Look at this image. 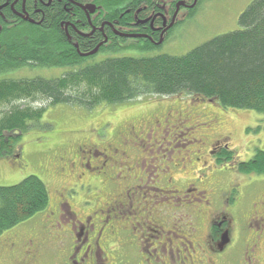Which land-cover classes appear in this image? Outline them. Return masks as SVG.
Wrapping results in <instances>:
<instances>
[{"label":"flooded vegetation","instance_id":"af4514ba","mask_svg":"<svg viewBox=\"0 0 264 264\" xmlns=\"http://www.w3.org/2000/svg\"><path fill=\"white\" fill-rule=\"evenodd\" d=\"M76 1L6 0L0 5V17L4 16L7 7L16 18L27 22L35 21L32 22L35 24L46 17L52 19L64 13L69 16V20H62L63 23L66 21V34L77 48L79 44L85 49L88 44H94V48L99 47V53L103 47H139L143 45V42L139 43L140 40H148L155 46L153 50L157 51L172 36L171 32L174 34L178 31L184 16L192 14L199 6V0H128L108 16L106 12L98 14L99 6L94 11H85L79 5L84 2ZM60 4L63 6V13ZM54 9L58 12L54 13ZM46 10L51 12L46 14ZM22 14L28 18H23ZM16 18L12 19L14 23H20ZM123 41L130 43L125 44ZM17 72L19 70H9L6 78L30 77ZM158 110L159 108L156 113ZM162 114L164 113H159V117L168 122L170 114H165L166 117ZM213 121L212 131L215 134L206 135L208 142L179 137L177 133H171L168 123L165 124L167 130L163 129L160 134V121L159 128L149 129L148 138L152 135L159 142L173 145L174 142L187 138L198 143L194 151L196 157L190 159L200 165L195 171L197 176L193 181L184 180V186L180 187L174 184V178L169 174L171 167L177 166L178 161L149 162L150 152L142 149L139 158L125 165V162H129L128 142L131 140L137 145L140 140L146 139L144 130L133 119H127L125 124L117 126V131L109 137L114 139L110 142L106 141L109 138L106 139L103 134L97 137L94 131L96 137L93 143L85 144L81 141L76 144V155L83 160L79 162L82 173L78 175L79 183L73 181L67 192L79 187L83 194L90 193L99 202L101 189L95 179L107 181L108 177L115 185V198L104 202L101 207L95 206L97 202L91 207L83 202L84 213H81L84 216L81 213L79 216L78 210H74L68 202L71 199L63 201L67 192L61 193L58 205L46 215L47 220L42 221L41 230L37 226L31 227L6 240L7 243L0 249V264H39L44 260L43 255L48 253L55 256L59 264H121L124 260L119 245L116 244L119 242L118 237L123 238V244L135 250L136 254L133 250L132 252L137 260L136 264H264V197L257 198L258 190L255 189V184L260 183L264 177L250 175L245 185L236 183V178L233 179L238 171L235 163L247 159H243L236 148L229 144L228 135L224 131H217L219 121L222 120L215 117ZM107 124L109 122L103 128ZM181 131L182 129L179 130ZM24 136L15 133L11 149L6 155L21 165L26 162L23 146L25 141L22 139ZM98 139L106 142L97 143ZM224 148L235 152L233 158L222 154ZM60 155L62 161L57 171L67 176L68 166L72 167L73 173L77 162H69L72 155L69 158L68 150L62 151ZM185 159V162H189L186 157ZM152 168L157 171L155 177L150 174ZM209 173L216 175V178L218 174H229L230 178L222 184L219 179H215L208 190L200 184L205 183ZM88 176L96 178L88 181ZM143 187L144 190L140 192ZM257 187L260 188L258 184ZM151 192L163 193L158 197L161 198L159 203L162 207L157 206L158 201L155 199H146L153 196L149 195ZM137 198L146 202L144 208H140L139 203L135 204ZM171 199H176L177 202L170 203ZM166 203L168 206L164 205ZM140 209L144 212L135 223L147 242L143 248L139 237L135 235V229L126 227V223L121 221L125 217L122 214ZM129 225L133 226V223ZM122 233L127 235L122 236Z\"/></svg>","mask_w":264,"mask_h":264},{"label":"trees","instance_id":"16d2710c","mask_svg":"<svg viewBox=\"0 0 264 264\" xmlns=\"http://www.w3.org/2000/svg\"><path fill=\"white\" fill-rule=\"evenodd\" d=\"M5 1L0 0V5ZM77 1H91L99 6L98 14L106 12L110 16L128 0ZM203 1L199 0V6ZM50 12L46 10V14ZM56 12L58 10L54 9ZM13 18L16 17L8 7L0 17V103L35 101L40 97L49 108L70 104L93 111L100 105L116 106L150 96H188L201 103H211L224 116L234 111H254L264 116V0H252L247 5L239 15L237 29L216 35L184 54L154 51L155 46L148 40H140L143 45L130 48L141 56H117L121 47L113 45L101 48L100 52L108 56L96 60L95 55L80 54L93 50L94 44H88L87 49L79 44L77 48L66 34V21L62 20H69L67 14L52 19L46 17L36 24L20 18H16L20 23H14ZM21 68L56 69L59 74L6 78L9 70ZM48 107L16 106L0 115L1 158H7L5 154L11 149L15 133L26 134L34 120L39 119L41 123ZM82 128H69L67 133L74 135ZM100 130H96L97 137L103 134ZM53 150L58 154L51 155L55 160L52 164L59 167L60 163L56 162L62 161L60 153L68 148L58 144ZM234 153L229 148L222 152L227 158H233ZM235 166L243 175L263 177L264 149H256L251 158L236 162ZM55 171L58 176L59 171ZM106 178L107 187L102 189L107 190L103 195L112 194L113 186L115 195L113 181ZM81 195L88 197V193ZM51 197L47 183L36 175H29L17 184L0 185V249L11 236L36 227L39 215H49L58 205L52 193ZM84 200L79 199V203ZM43 256L39 264H59L55 256L49 253Z\"/></svg>","mask_w":264,"mask_h":264},{"label":"rangeland","instance_id":"374dc122","mask_svg":"<svg viewBox=\"0 0 264 264\" xmlns=\"http://www.w3.org/2000/svg\"><path fill=\"white\" fill-rule=\"evenodd\" d=\"M251 1L252 0H204L200 3V6H198L194 15L186 14L184 16V20L181 23L182 25L178 28V31L174 34L171 32L170 35L172 36H170L165 42L160 51L171 54H184L216 35L237 29L239 27V15ZM123 42L125 44L130 43L129 41ZM116 55L141 56L142 54L130 47H123ZM107 56L108 54L102 51L99 52L94 59L99 60ZM55 72L56 69L39 68V70H35L27 68L20 69L17 73L22 76L28 75L33 77L35 75L54 76L59 74V72ZM26 105L33 106V109H39L44 106L48 107L46 100L40 97L35 101L24 99L11 103H0V115H3L5 112L10 111L16 106L23 107ZM157 108H159L158 113H156ZM159 113H164L162 115L165 117V114H170L168 122H166L164 118H160L158 115ZM171 114L173 116H171ZM140 116L144 117V119H141ZM215 117L222 120L219 121L220 125L217 131H224L228 135L229 144L236 148L243 159L251 158L256 149H264V116L254 111H234L229 112L225 117L217 107L193 100L188 96H169L166 98L150 96L145 99L140 98L136 101L116 106L100 105L93 111H87L79 105L73 106L70 104H59L50 108L48 107L40 119L41 123L39 122V119L38 121L34 120V123L30 122L32 124L28 128L27 133L24 134L26 137H22L25 141H23V146L25 149L26 162H23V165H21L18 161L15 162L14 159H11V157H0V185L17 184L29 175H36L47 183L50 190V199L52 198V193L56 198V201L59 202L61 199L60 194L64 192L66 194L67 188L70 187L69 184H73V181L79 183L78 175L82 173L79 162H83V160L76 155V144L81 141L85 144L93 143L96 137L94 131L96 133L97 129L100 130V127L105 122H109V124L105 125L104 129L102 128L100 131H102L107 139L115 133V130L117 131V126L125 124L127 119H133L137 125L141 127V130H144V136L146 139L140 140L137 145L133 144L131 140L128 142L129 162H125V165H129L134 159L139 158L142 149H145V151L150 152V155H148V159H150L149 162L178 161L176 162L177 166L171 167L169 174L174 178V184L177 187L184 186V180L187 182L193 181L197 176L195 171L200 165L196 164L194 162L195 160L192 161L190 159L196 157L194 151L197 149L198 146H196V144L198 143H193L186 138L180 139L171 145L170 143L159 142V140L156 141L152 135L148 138L150 135L147 133L151 127L159 128L158 124L160 121L162 124L161 129H159L160 134L163 133V129L167 130L165 124L168 123V129H172L171 133L175 132L180 135L179 137H189L190 139H199L200 142H208L206 135L209 134L212 136L215 134L212 131V129H214L213 119H215ZM137 125L136 127H138ZM84 126L86 127L84 128ZM91 126L93 127L91 128ZM76 127L83 128L80 130L81 132L74 133V135L67 133V129ZM185 127H187V129ZM180 129H182L181 132H179ZM90 130L91 133H89ZM112 140L114 139L111 137L106 141L110 142ZM106 141L104 139H98L97 143L102 144ZM58 144L59 146L60 144L67 146L69 158H71L72 155L69 162H77L76 167L73 168V170H75L73 173L71 172L72 167H66L67 176L61 175L60 172H58V176H56L55 169L57 170L60 166L58 167L55 164H52L55 160H53L51 155L58 154L56 153L57 151L53 150ZM187 148L190 150L186 151ZM6 155L7 154H5V156ZM185 157L189 162H185ZM95 162L98 161L96 160ZM236 172L233 179L236 178V183L245 185L249 181V179H247L248 176L239 173V171ZM156 173L157 171L154 168L150 170V174L154 175V177ZM93 178H96V176H88V181ZM228 178H230L229 174H218V178H216V175L209 173L208 179L205 183H201L200 185L202 188L206 187L209 190V188L213 186L212 183L215 179H219L220 184H222L223 181ZM152 179L153 176L149 179L150 183H152ZM95 181L100 186L101 193L100 191L99 193L102 194L99 202L93 196L91 197L90 193H88L90 195L89 197L81 195L82 192L79 187L74 188L71 192H67V196L65 195L66 198L63 197V201L71 199L68 202H70L74 210H78L79 216L81 212L84 213L82 203H79V199L85 198L83 202L87 207L93 206L94 202H97L95 205L96 207H101L104 202L107 203L113 197L115 198V195H113L114 186L110 189L113 193L107 195L106 198L103 195V193L106 192L102 187H107V184H105L107 181H101V178H96ZM81 184L82 182L80 185ZM257 184L260 187L259 189ZM255 185V189L258 190L256 194L257 198L264 197V179ZM145 186L146 185H144V187ZM144 187L140 192L144 190ZM151 194L153 196L146 199H152L153 201L155 199L158 201L157 206L162 207L163 205L159 203L161 198L158 197H160L161 194L163 195V193L151 192L149 195ZM138 195L139 192H137L136 197H138ZM169 202L174 204L177 200L171 199ZM137 203H139L138 206L140 208H144V205L146 204L143 199L139 198L135 200V204ZM164 205L168 206V203ZM64 206L66 207V202H64ZM143 212L142 209L136 212H126L122 214V216L125 217L121 220L126 223V227H133L135 229V235L139 237L138 240L142 242V245L140 242H136L141 245V248L145 247L147 242L135 221L140 214H143ZM42 214L39 215L38 218L40 223L39 225L37 224V227H39V230L43 228L41 225L42 221L47 220L46 214ZM82 215L84 216V214ZM129 223H133V226H130ZM126 235L125 233H122V236ZM133 235L134 233L132 229L131 236ZM118 238L119 242L117 241L116 244L119 245L120 253L124 260L122 261L120 259V261H122L121 264H136L137 260L133 257V249L131 250L130 247H127L122 243V237ZM133 251L135 252V250Z\"/></svg>","mask_w":264,"mask_h":264},{"label":"water","instance_id":"95a60500","mask_svg":"<svg viewBox=\"0 0 264 264\" xmlns=\"http://www.w3.org/2000/svg\"><path fill=\"white\" fill-rule=\"evenodd\" d=\"M195 2H196V0H195ZM81 5V7L82 8H84L85 10H87V9H90L91 11H94V8L96 7L95 6V4H91V3H89V4H80ZM2 6H0V8H1ZM22 16H23V18H25V19H27L28 18V16H25V15H23L22 14ZM97 50H98V47H96L95 49H93L92 51H90V52H87V53H81V55H83V56H87V55H90V54H94V53H96L97 52ZM225 242H226V240H225Z\"/></svg>","mask_w":264,"mask_h":264}]
</instances>
